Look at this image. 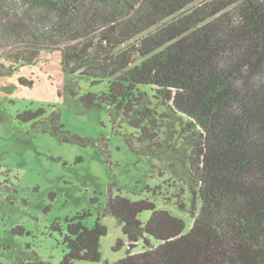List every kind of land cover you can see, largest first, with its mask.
<instances>
[{"label": "trees", "instance_id": "trees-1", "mask_svg": "<svg viewBox=\"0 0 264 264\" xmlns=\"http://www.w3.org/2000/svg\"><path fill=\"white\" fill-rule=\"evenodd\" d=\"M52 50L91 86L107 82L79 102L106 107L113 122L119 115L144 154L164 149L162 116L182 125L195 187L191 227L186 232L154 201L109 198L105 214L128 242H143L141 252L113 264H264V0H0V75L3 63H29ZM17 117L63 143H87L64 129L58 111ZM142 212L151 214L145 224ZM85 216L65 220L59 264L99 261L106 228L98 220L85 227Z\"/></svg>", "mask_w": 264, "mask_h": 264}, {"label": "rangeland", "instance_id": "rangeland-1", "mask_svg": "<svg viewBox=\"0 0 264 264\" xmlns=\"http://www.w3.org/2000/svg\"><path fill=\"white\" fill-rule=\"evenodd\" d=\"M3 64L7 72L0 75V264H59L66 253L65 220L83 213L85 227L92 228L98 220L106 235L99 241L98 262L74 264H113L128 253L141 252L143 242L129 249L128 244L135 243L128 242L118 221L105 214L107 201L116 195L154 201L157 209L181 219L189 230L195 187L187 172L181 123L162 116L158 142L164 149L156 147L152 156L146 155L143 146L128 140L134 130L119 115L113 122L106 107L81 105L79 97L105 91L107 82L91 86L89 78L71 73L60 51H42L33 61L13 67ZM21 79L32 84L23 85ZM39 108L47 119L58 111L64 129L87 143H63L44 133L37 121L22 123L17 117ZM150 215L142 212L138 219L145 224Z\"/></svg>", "mask_w": 264, "mask_h": 264}, {"label": "water", "instance_id": "water-1", "mask_svg": "<svg viewBox=\"0 0 264 264\" xmlns=\"http://www.w3.org/2000/svg\"><path fill=\"white\" fill-rule=\"evenodd\" d=\"M136 246V243L135 244H128V248L129 249H132V248H134Z\"/></svg>", "mask_w": 264, "mask_h": 264}]
</instances>
